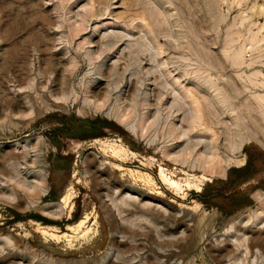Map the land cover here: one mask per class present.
Returning <instances> with one entry per match:
<instances>
[{
    "label": "rangeland",
    "instance_id": "1",
    "mask_svg": "<svg viewBox=\"0 0 264 264\" xmlns=\"http://www.w3.org/2000/svg\"><path fill=\"white\" fill-rule=\"evenodd\" d=\"M0 264H264V0H0Z\"/></svg>",
    "mask_w": 264,
    "mask_h": 264
},
{
    "label": "bare ground",
    "instance_id": "2",
    "mask_svg": "<svg viewBox=\"0 0 264 264\" xmlns=\"http://www.w3.org/2000/svg\"><path fill=\"white\" fill-rule=\"evenodd\" d=\"M200 181H201V180H200ZM67 189H68V188H67ZM82 224H83V222H82ZM75 226H76V225H75ZM75 226H74V227H75ZM70 227H71V226H70ZM70 227H69V228H70ZM71 228H73V227H71ZM47 229H48V228H47ZM44 231H45V230H44Z\"/></svg>",
    "mask_w": 264,
    "mask_h": 264
}]
</instances>
